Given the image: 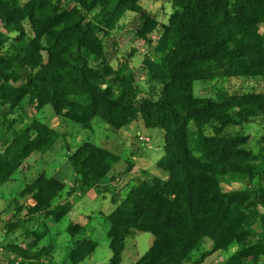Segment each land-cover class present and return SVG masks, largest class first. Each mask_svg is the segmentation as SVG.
Listing matches in <instances>:
<instances>
[{"label":"trees","instance_id":"obj_1","mask_svg":"<svg viewBox=\"0 0 264 264\" xmlns=\"http://www.w3.org/2000/svg\"><path fill=\"white\" fill-rule=\"evenodd\" d=\"M143 1L0 0V188L25 167L34 171L30 160L59 142L74 174L68 191L42 173L16 196H29V207L24 217L12 215L9 232L19 230L18 240L1 245L18 259L11 264L90 258L97 243L86 237L87 223L68 225L60 258L52 239L43 244L51 238L48 223L69 216L71 199L129 175L130 191L124 197L117 191L114 208L101 214L108 264H120L127 241L141 233L153 242L132 264H204L221 254H227L223 264H264V138L256 153L242 131L264 124V92L214 99L193 90L197 81H264V0H155L171 7L166 23ZM124 28L150 51L141 65L146 83L131 66V53L117 68L110 63V41ZM24 101L85 131L94 120L112 132L137 120L160 131L158 175L145 168L134 173L126 159L125 171L109 177L118 155L86 140L73 147L67 132L38 119L18 126ZM232 127L238 130L227 131ZM232 183L244 187L223 188ZM36 209L44 220L32 229Z\"/></svg>","mask_w":264,"mask_h":264},{"label":"rangeland","instance_id":"obj_2","mask_svg":"<svg viewBox=\"0 0 264 264\" xmlns=\"http://www.w3.org/2000/svg\"><path fill=\"white\" fill-rule=\"evenodd\" d=\"M142 6L155 14L161 23H166L171 13L169 4L155 0H145ZM151 39L153 42H156L157 37L151 36ZM109 53L111 56L110 63L114 68H117L125 56L131 53V66L137 70L140 75V81L146 83L141 65L144 54H149L150 51L128 29L124 28L117 32V36L110 41ZM193 90L196 97L216 99L218 97L235 94L243 95L250 92L263 93L264 81L259 78L218 79L206 82L197 81L193 83ZM22 106L23 111L19 118L18 126L29 123L32 119H38L48 123L52 128L60 132H67L69 135L68 141L73 147L86 140L97 147L107 149L118 155L121 161L114 166L113 172L108 175L109 177L116 176L117 174L121 175L125 171L126 165L124 161L126 159L134 165V173L145 168L151 176L158 175L154 166L163 155V136L156 129H146L140 120H137L118 132H112L105 124L94 120L91 122L92 131H85L77 125L68 122L63 124L53 115V112L48 107L40 112H36L33 107L27 106L26 101L23 102ZM235 130H238V128L232 127L227 129V131ZM242 131L250 138L249 147L257 153L262 147L258 141L264 138V124L254 123L246 125L242 128ZM3 135L4 128L0 126V138ZM66 158L67 153L63 148V143L59 142L55 145L53 151L44 155L42 159L33 157L30 160V164L35 163L36 168L34 171L28 172L25 167L15 175L14 182L0 188V264H11V261L18 260L14 255L5 254L1 248L2 244H8L12 241V238L13 241L18 240L19 230H15L14 233L9 232V229L12 228V215H19V218L24 217L29 207V196L23 198L16 196L22 191L26 183H31L35 180L36 176L42 173L62 182L66 186V191H68L73 185L74 174ZM131 176L133 175L119 178L117 181L118 185L105 181L103 185L105 189L91 191L87 197L79 200L76 198L71 199V213L59 223H48L51 230V238H46L43 244L52 239L59 246L56 255L60 258L64 252L63 247L68 243V237L65 232L68 225L87 223L88 231L86 237L96 242L97 247L94 254L82 264H108L111 253L107 238V226L101 214L108 215L114 208L112 196L117 191H119L121 197H124L130 191V188L134 184ZM243 187V185L236 183H232L230 186H223L224 189H241ZM34 212L36 215L33 219L32 229H35L44 220V217L38 215V209ZM253 228L258 229V225L253 226ZM152 242L153 236L149 233H141L129 239L122 253L120 264H132L140 259L149 250ZM209 248L210 243L205 242L203 244L204 251L209 250ZM226 257L227 254H221L220 257L213 256L206 260L204 264H223Z\"/></svg>","mask_w":264,"mask_h":264}]
</instances>
